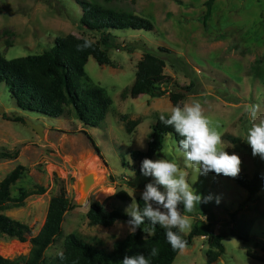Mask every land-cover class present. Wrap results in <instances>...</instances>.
Listing matches in <instances>:
<instances>
[{"label":"rangeland","instance_id":"rangeland-1","mask_svg":"<svg viewBox=\"0 0 264 264\" xmlns=\"http://www.w3.org/2000/svg\"><path fill=\"white\" fill-rule=\"evenodd\" d=\"M206 1L111 0L112 6L149 20L154 29L118 34L120 48L106 50L109 66H99L88 59L86 74L112 101L97 128H83L73 113L52 119L23 112L6 85L0 84V107L4 114L23 119L8 121L0 114V148L18 153L15 160H0V181L20 165L25 171L11 187L10 197L27 193L20 204L8 202L2 213L31 228L32 236H36L44 223L48 203L59 195L61 185L65 198L74 206L65 214L60 234L44 253L46 264L63 253L64 238L69 234L111 250L115 241L130 233L131 226L125 222L109 228L90 226L86 219L90 203L104 204L109 210L105 201L124 190L132 203L119 205L128 212L137 199L142 200L148 183L165 191L154 177L137 174V166L129 156L130 151H146L151 126L160 115L168 117L173 108L167 95L159 99L145 95L122 99V92L133 84L135 68L144 51L165 62L164 75L181 87H191L181 107L195 102L202 105L211 127L221 135L218 149L240 157L239 173L248 178L264 174V159L253 156L246 141L252 124L264 118V0H215L205 16ZM80 16L76 0H0V53L7 60L41 54L53 47L56 38L67 35L96 42L98 35L80 25ZM128 46L137 48L129 52ZM252 105L259 106L255 118L248 111ZM27 121L41 126L43 137ZM134 122L137 126L128 132L125 124ZM159 159L177 163L197 194L212 197L208 203L196 204L191 212L179 205L190 223L182 234L187 235L194 223L210 224L215 234H225L224 254L210 264H264L247 255L264 258V189L249 196L231 179L199 174L198 166L185 162L170 134L152 160ZM85 166L95 170L89 172ZM83 178L86 183L88 178L93 179L85 194L80 191ZM38 188L44 192L38 194ZM80 198L83 204L78 205ZM151 203L153 208L166 212L162 206ZM233 224L245 230L247 241L228 235ZM29 239L21 243L0 236V255L8 259L28 255ZM207 251L206 239L195 238L191 246L179 252L173 264H206Z\"/></svg>","mask_w":264,"mask_h":264},{"label":"trees","instance_id":"trees-1","mask_svg":"<svg viewBox=\"0 0 264 264\" xmlns=\"http://www.w3.org/2000/svg\"><path fill=\"white\" fill-rule=\"evenodd\" d=\"M76 2L81 9L80 25L88 32L97 34L98 40L92 41L90 48L80 51L77 50V45H82L87 39L67 35L56 38L53 47L41 54L7 60L0 53V84L6 85L17 108L23 112L36 113L52 119L65 118L73 113L83 128H97L109 112L112 101L107 92L95 85L86 74L85 66L88 59L92 58L99 66H109L110 60L106 50L120 48L117 43L118 34H123L124 31L151 32L154 26L149 20L129 10L112 6L111 0H76ZM214 2L215 0L205 2V16L209 15ZM143 47L144 44L140 49ZM136 48V46H128L127 50L132 52ZM158 51L168 53L162 48H158ZM164 68L165 62L161 58L144 51L142 59L136 65L133 84L122 92V99L127 97L136 99L141 95L159 99L167 95L173 107L181 106L191 92V87L179 86L172 78L164 75ZM68 106L71 107L69 110ZM2 117L8 121H23L22 118L6 117L5 114ZM136 126L135 122L125 124L128 132L131 127ZM168 134L172 135L178 149L183 152L179 147V141L183 137L179 136L171 126H165L159 119L151 126L146 151L129 153L130 159L137 166V174H142L140 169L143 159H153L161 152L164 138ZM17 157V152L0 148V160H15ZM24 171L25 168L18 165L0 181V236L21 243L26 242L29 237L31 248L28 255L14 259L0 255V264H46L44 253L60 234L65 214L74 207L65 198L66 191L61 185L59 195L52 197L48 203L42 227L36 236H32L31 228L2 213L8 202L20 204L27 197L25 192H22L18 198L10 197L11 187L21 179ZM208 174L216 178L231 179L249 196L264 189V174H255L252 178L241 173L236 177L217 175L214 172ZM59 183L62 184L61 181ZM43 192V188H38V194ZM105 202L110 205L109 210L104 204L90 203L86 212L90 226L109 228L117 222L127 223L131 219L127 211L119 205L121 203L127 206L132 203V198L126 191L116 192ZM136 204L142 213L144 202L137 199ZM172 230L178 232L187 241L186 247L191 246L195 238H205L208 245L205 255L206 264L214 262L224 254L222 242L226 236L223 233L215 234L210 224L194 223L187 235L180 233L177 228ZM166 231L159 224L153 226L145 218L144 223L134 234L129 233L115 241L111 250L93 246L76 235L69 234L64 238L63 259L58 256L49 264H121L125 256L137 255L148 258L150 264H173L180 250H174L168 243ZM228 235L243 241L248 240L245 230L234 224ZM153 248L157 249L156 256L150 255ZM247 255L264 263V258H256L250 253Z\"/></svg>","mask_w":264,"mask_h":264},{"label":"clouds","instance_id":"clouds-1","mask_svg":"<svg viewBox=\"0 0 264 264\" xmlns=\"http://www.w3.org/2000/svg\"><path fill=\"white\" fill-rule=\"evenodd\" d=\"M92 46V41L85 40L82 45H77V50H84ZM258 105H252L248 109L251 117L255 118ZM160 122L165 126H171L179 136V147L183 150L186 163H191L199 168V174L207 175L214 172L217 175L236 177L240 172L241 160L236 154H228L219 150L221 135L211 127V121L204 115L202 105L199 102L185 104L183 107L176 105L172 108L168 118L160 115ZM247 143L252 149V155H259L264 159V118L259 123H253L248 130ZM141 173L144 176L155 178L156 184L163 186L165 191L153 183L146 185V190L141 194L144 202L143 211L138 210V205L133 203L127 214L131 219L127 222L131 227L130 233L134 234L147 218L153 226L159 224L165 228L168 243L174 250L183 251L187 241L178 232L177 228L184 232L190 227L189 219L183 215L179 205L183 204V210L191 212L196 204L208 203L212 197H203L197 194L188 183L186 173L180 171L177 163L166 160H152L145 158L141 163ZM162 206L166 212L159 208H153L152 203ZM219 203V200H217ZM63 259V254H59ZM151 256L157 255V249L153 248ZM121 264H150L148 258L143 255L125 256Z\"/></svg>","mask_w":264,"mask_h":264},{"label":"bare ground","instance_id":"bare-ground-1","mask_svg":"<svg viewBox=\"0 0 264 264\" xmlns=\"http://www.w3.org/2000/svg\"><path fill=\"white\" fill-rule=\"evenodd\" d=\"M85 168H86L85 170H87V171H89V172H92L93 170H95L94 167H92V166H85ZM85 174H86V173H85ZM103 177H104V176H103ZM103 177H102V178H103ZM102 178H101V179H102ZM88 179H89V178H88ZM88 179H87V183L85 182L84 178H83V181H84L83 184L80 182V183H81V188H82L80 191H81V193H83V194H85L86 191H89V190H87L89 187H90V188L92 187L93 179H89V180H88ZM95 180H96V179H95ZM96 181H97V180H96ZM96 181H95V182H96ZM96 183H97V182H96ZM100 184H101V182L98 183L97 185H100ZM90 188H89V189H90Z\"/></svg>","mask_w":264,"mask_h":264},{"label":"water","instance_id":"water-1","mask_svg":"<svg viewBox=\"0 0 264 264\" xmlns=\"http://www.w3.org/2000/svg\"><path fill=\"white\" fill-rule=\"evenodd\" d=\"M0 114H4V109L0 107ZM28 124V126H30V128L39 136V137H43V128L39 125H35L32 124L31 122L27 121L26 122ZM77 204H83V200L82 198H80V200L77 202Z\"/></svg>","mask_w":264,"mask_h":264}]
</instances>
